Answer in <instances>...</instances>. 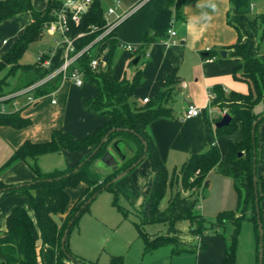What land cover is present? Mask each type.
I'll list each match as a JSON object with an SVG mask.
<instances>
[{"label":"trees","instance_id":"trees-1","mask_svg":"<svg viewBox=\"0 0 264 264\" xmlns=\"http://www.w3.org/2000/svg\"><path fill=\"white\" fill-rule=\"evenodd\" d=\"M151 1V0H149ZM148 1V2H149ZM188 0H169L168 5L174 8L175 19L180 18V7ZM143 4L140 8L146 5ZM60 7L58 0H47L42 11L32 7L31 0H0V23L20 14L29 13L30 22L21 32L18 39L0 57V96L26 88L47 76L51 70L42 66L43 60L31 64L20 63L28 47L44 38V26L51 22L53 12ZM139 8V9H140ZM246 0H229L226 23L237 35L234 44L224 47L227 56L221 58L217 51H205L203 59L217 58L221 63H233L232 78L245 82L248 93L229 92L225 94L219 85H214L210 100L211 109H216L231 117L227 126L216 128L214 125L222 117L213 121L214 139L230 136L241 128V139L228 142L227 153L221 157L215 142L202 152L191 154L171 173L162 162L158 149L151 139L147 127L156 119L172 118L170 102L173 89L177 84L174 74L168 76L164 89L154 100L138 105L132 100L133 93L139 84L140 70L136 69L129 79H118L113 72V58L121 42L114 32L103 37L92 49L78 61L85 83L93 85L96 94L93 98L82 101L83 108L92 113L107 116L106 121L91 134L77 139L72 133L53 130L49 140L41 143L24 142L0 171L15 161L28 163L34 177L32 180L17 184H5L0 180V194L16 195L24 198L29 213L21 206H14L5 220V230L0 232V264H98L85 263L68 248V236L77 225L80 215L88 210L90 203L102 192L113 194V204L121 211L117 203L116 183L113 180L123 172L131 173L143 161H147L152 172V181L148 196L144 202L140 223H134L137 237L144 243L145 253L162 245L171 247V253L183 251L196 253L204 245L199 240L203 236L216 233V229L226 223L232 226V232L223 237L225 256L220 264H235L236 245L243 221L253 225L256 240V259L258 264L259 234L258 219L263 230V263L264 264V225L260 202L264 198L258 190L256 175V194L253 184V157L256 166L262 162L258 143L257 128L264 121V111L254 112V108L264 99V54L260 44L264 36V16H248ZM105 27L104 13L98 0H93L89 11L78 26H73L71 36L85 33L74 41L76 50L93 41ZM95 30L92 31V29ZM92 31V32H91ZM152 41L147 35L140 43L141 50L136 56H145V51ZM106 56L96 70L89 67L93 58ZM132 65V60L129 62ZM9 77H16L15 84L9 92L2 91ZM61 85L60 76H55L33 92L34 98H40L56 92ZM7 104L9 102H6ZM254 122H257L253 135ZM29 118H22L19 111L0 114V126L16 130L28 127ZM106 137L105 141L103 139ZM119 145L122 147L119 148ZM109 147H114L120 157V164L111 172H100L92 167L94 161L102 159ZM63 151H78L84 154L80 162L70 168L42 172L37 166L39 156ZM241 153L240 156L238 154ZM135 165L134 168L132 166ZM216 170L220 175L232 180L237 196L236 208L233 211L220 212L215 222L208 223L198 212V196L206 185L208 174ZM79 184L85 186L72 212L65 222L59 225L55 216L63 215L69 202L68 189ZM169 198L165 209L159 208L166 191ZM89 201V202H88ZM162 224L166 228L164 235L149 236L144 226ZM186 224L191 238L197 237L198 243L182 240L180 226ZM67 232L64 243H61L64 232ZM194 243V244H192ZM107 264H124L122 257L111 256Z\"/></svg>","mask_w":264,"mask_h":264},{"label":"crops","instance_id":"crops-1","mask_svg":"<svg viewBox=\"0 0 264 264\" xmlns=\"http://www.w3.org/2000/svg\"><path fill=\"white\" fill-rule=\"evenodd\" d=\"M98 1L100 4H106L108 8L116 0ZM118 1L121 2L120 0ZM46 2L47 0H31L32 7L36 11H42L46 6ZM134 2L135 0H133L131 5H128V8ZM168 2L169 0L149 1L129 16L115 30L116 37L122 44L138 45L142 43L146 35L152 39L146 48L145 56L140 58L136 54H130L120 47L121 54L117 58L114 68V75L121 79L120 71L124 66L130 60L133 61L138 58L136 64L132 63L133 67L131 69V72L136 69L140 70L139 84L132 96V100L136 104H145L143 103L144 99H148V102L154 100L156 95L164 89V83L168 76L174 74L177 78L178 82L173 89L172 95L174 99H171L170 107L173 105V107L177 108L178 113L174 115L171 113L172 118L156 119L147 127V131L155 143L163 163L168 162L170 157H181L184 154L183 156L187 159L191 154L202 153L213 142L216 145L222 144L219 142L220 138L225 140V145L228 142L235 143L241 139L239 124L234 134L214 139L212 128L206 123L209 121V119H206L207 106L210 103L208 95H213L211 88L214 85H219L225 94L240 90L239 83L232 78L233 63H221L217 58L203 59L205 51L213 50L218 52L219 50H224V47L234 44L237 39L235 30L226 23L229 0H214L216 4L215 12L208 7H202V5L206 4V0L185 1L180 7V18L178 19H175L174 8L169 6ZM248 8L250 14L255 10V6L252 4ZM127 9L123 10L119 6L118 12L120 13ZM205 11L211 16V19L207 22L202 17V12ZM103 13L105 14L106 11ZM29 22L30 15L25 12L0 23V57L18 39ZM170 30L175 33L173 37L168 35ZM36 44L40 45L37 49V55L42 52L48 58V69L51 70L57 67L64 55V45H54L47 35H44L42 41ZM41 46H45L47 49L43 50ZM14 79L16 80V77ZM64 84H67L68 90L62 96L63 99L59 105L54 97ZM95 94L94 86L85 82L81 86H75L70 82L62 83L56 92L50 94L52 98L49 102L50 105L58 106L57 110L63 114L62 120L57 115L50 123L48 122L49 124L37 120L40 115L35 112L32 113L33 118L26 114L30 106L36 105L45 96L37 98L31 104L24 105L22 103L18 108L14 109L12 105L8 104L6 108L8 113H13L17 110L22 118H29L31 124L19 130L0 126V168L9 162L14 152L24 142H46L49 140L48 135L52 130L59 129L73 135L75 134L74 137L77 139L91 134L107 119L105 115L88 112L83 108L82 101L87 98H93ZM53 100L55 103H52ZM189 104L200 108L201 112L197 117L184 119L183 116ZM210 110H208L209 113L211 112ZM32 111L35 110L32 109ZM216 113L219 117L224 115L218 110H216ZM73 118L76 121L80 119L83 123L86 122L81 127V123L73 125ZM257 143L262 159V162L256 166L258 190L264 196V121L257 128ZM121 147L119 145V148ZM222 150L220 154L223 158L227 153V147L225 151ZM108 153L116 163L114 167L118 166L120 163L118 152L114 147H109ZM83 156L82 152L63 151L61 153L41 155L37 158L36 163L42 172L63 170L76 165ZM92 167L100 172H111L114 168L106 166L101 159L94 161ZM33 177L34 174L29 164L22 161H15L0 171V180L5 184L28 182ZM151 181L152 172L148 162L145 163V161L128 178V182L135 188L136 195L140 196L143 204L150 190ZM84 189L85 186L83 184L80 185V190L76 194L78 198ZM77 197L74 205L67 207L63 215L55 216V220L59 225H62L72 212L78 200ZM14 206H21L31 213L24 198L16 195L0 194V232L5 230L6 217ZM260 207L263 208L264 212V198L260 202ZM199 240L204 247L196 252V264H220L225 256L224 241L216 236H206ZM254 246L253 240L250 239L244 253L241 255L236 245L235 264H253L255 261Z\"/></svg>","mask_w":264,"mask_h":264},{"label":"rangeland","instance_id":"rangeland-1","mask_svg":"<svg viewBox=\"0 0 264 264\" xmlns=\"http://www.w3.org/2000/svg\"><path fill=\"white\" fill-rule=\"evenodd\" d=\"M120 1V7L123 10L127 9L128 5H131L133 2V0ZM246 1L248 7H250L251 4L255 6V10L253 12L254 14H250V11L248 12L249 17H254L256 15L264 16V0ZM100 7L103 9V12H105L107 9V5L103 3L100 4ZM42 39L40 41H42ZM40 41L36 43H39ZM36 43H33L28 47V50L20 60V63L31 64L36 60L37 49L40 47V45ZM42 49L46 50L47 47L43 46ZM260 52L264 54V36L260 44ZM120 54L121 50L117 48L113 58V72L116 60L119 58ZM132 67V65L127 63L126 66H124V68L120 71L121 78L125 77L129 79L133 74V72H131ZM119 70L120 69L118 67V71ZM14 78L15 77H9L7 79V85L2 91L9 92L13 88L15 82ZM237 82L239 83L240 90H234V92L241 94L248 93V85L242 81ZM67 88V84H64L59 93L54 97L57 104L59 103L60 105L63 99L62 96L67 93ZM51 98L52 97L50 95L43 97L36 105L30 106L26 114H28L30 118H33L32 113L35 112L40 115L37 117V120L47 124H49L50 121H52L57 115L62 120L63 114L57 110L58 106L55 107L54 105L49 104ZM172 98L174 99V96H172ZM22 103L24 102L21 99V102L19 101V105ZM32 109L35 111H32ZM171 109L173 115L178 113L177 108L173 107V105H171ZM210 109L211 108L208 104L206 119H209V122L212 124L213 121L219 117V115L216 113V109ZM208 110L211 112L209 113ZM263 111L264 99L254 108V112L256 113ZM85 122L83 123L80 119L77 121L75 118L72 119L73 125L76 123H81L80 127L84 126ZM50 134L48 135L49 137ZM219 142L222 143L217 144L219 151L221 152V149L225 151V140L220 138ZM183 155H181V157H170L168 158V162H164V165L166 166L169 173H171L174 168L180 167L186 160V157ZM145 163H147V161H145ZM131 173L119 178L114 185V190H117V203L121 207V211L118 210V208L113 204V194L111 192L100 193L96 199L90 203L88 210L80 215L77 225L74 226L70 231L68 236V248L70 251L85 263L97 262L98 264H107L111 256H120L122 257L124 264H196V253L183 251L173 254L171 253V247L168 245H162L151 252L145 253L144 243L137 237V232L134 226V223H140L144 204L142 200H140V196L136 195L135 188L128 182V178L130 177ZM206 182L207 184L204 185L199 192L198 212L208 224L215 222L216 217L220 212L235 210L237 196L233 188L232 180L229 177L220 175L216 170H212L208 174ZM80 185L82 184H79L75 188L68 189L67 192L69 195V202L67 207L74 205L75 198L77 197L76 194L80 190ZM147 196L148 195H146V197ZM168 197L169 190L166 191L163 199L160 202L159 208L161 210L165 209ZM261 210L262 223L264 225L263 208H261ZM180 230L182 234V240L191 241L195 239L194 243L199 242L197 237L191 238L188 235L186 224L180 226ZM144 231L152 237L154 235H164L166 233V228L162 224H152L144 226ZM231 232L232 226L229 223H226L223 227L216 229V233L213 232L211 234L205 235L203 238L206 236H216L223 240V237L227 238ZM250 239L253 240L255 245L253 248L255 260L253 264H257L256 241L253 225L249 221H243L240 226L237 244L241 255L244 253V250ZM66 264L72 263L66 262Z\"/></svg>","mask_w":264,"mask_h":264},{"label":"built area","instance_id":"built-area-1","mask_svg":"<svg viewBox=\"0 0 264 264\" xmlns=\"http://www.w3.org/2000/svg\"><path fill=\"white\" fill-rule=\"evenodd\" d=\"M60 7L57 11L53 12L54 19L44 26L43 32L45 35L49 36L52 43L56 46L64 45V55L59 63V65L51 69L50 73L43 79L37 81L36 83L20 89L15 92L0 96V114L8 113L7 105H12V108H18L19 101L21 99L24 105L34 103L37 98L33 97V92L36 88L49 81L55 76H60L61 84L65 82H70L75 86H81L84 83L82 72L79 69L78 61L79 59L88 51L92 49V46L100 41L103 37L114 32V30L123 23L129 16L136 12L143 4L149 0H135L133 5L125 11L118 12L120 2L116 0L112 6L108 7L106 13L104 14L105 27L103 32L98 35L93 41L85 45L79 50H76L74 46V41L81 38L85 33H79L74 37L71 36V29L74 26H78L81 18L87 14L90 9L93 0H58ZM95 28L92 29V31ZM91 31V32H92ZM169 36H174L173 31L168 32ZM5 43V42H4ZM120 47L130 54H137L141 50L140 44H122ZM46 55L39 52L36 61L40 62L42 57ZM102 62V56L98 58H93L90 61L89 67L92 70H96L99 64ZM103 63V62H102ZM42 66L48 69L49 61L48 58L43 60ZM209 100L213 98V95H208ZM6 102H9L8 104ZM148 99H144L143 103H147ZM52 103H55L53 100ZM12 109V110H13ZM17 111V110H16ZM201 112V109L189 104L185 110L184 119H190L197 117Z\"/></svg>","mask_w":264,"mask_h":264},{"label":"water","instance_id":"water-1","mask_svg":"<svg viewBox=\"0 0 264 264\" xmlns=\"http://www.w3.org/2000/svg\"><path fill=\"white\" fill-rule=\"evenodd\" d=\"M226 50H219L218 51V54L221 58H225L226 57ZM106 61V56H103L102 58V62H105ZM138 62V58H135L132 63L133 64H136ZM231 121V117L228 115V114H224L222 116V118L215 123V127L216 128H222L224 126H227ZM257 122H254L253 126H252V135H253V131H254V127L256 125ZM106 137L103 139V141H105ZM241 153L238 154V156H240ZM102 162L108 166V167H114L116 165L114 159L112 158V156L107 152L103 158L101 159ZM135 165L132 166V168H134ZM255 157H253V184H254V187H255V194H256V175H255ZM126 172H123L122 174L118 175L114 180L113 182L117 181L119 178H121L122 176L125 175ZM89 202V201H88ZM66 234L67 232L65 231L64 232V235L62 237V240H61V243L63 244L64 241H65V238H66ZM258 234H259V251H258V264H262L263 263V244H262V238H263V230H262V226H261V223L258 219Z\"/></svg>","mask_w":264,"mask_h":264},{"label":"clouds","instance_id":"clouds-1","mask_svg":"<svg viewBox=\"0 0 264 264\" xmlns=\"http://www.w3.org/2000/svg\"><path fill=\"white\" fill-rule=\"evenodd\" d=\"M202 7H208L210 8L213 12L216 11V4L214 3V0H206V4L202 5ZM202 17L204 20L207 22L211 19V16H209L208 12H202Z\"/></svg>","mask_w":264,"mask_h":264}]
</instances>
